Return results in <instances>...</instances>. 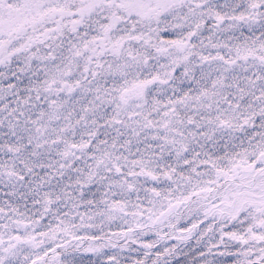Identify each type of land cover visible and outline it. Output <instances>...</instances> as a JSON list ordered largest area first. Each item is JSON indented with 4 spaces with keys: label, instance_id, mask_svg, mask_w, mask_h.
<instances>
[{
    "label": "snow or ice",
    "instance_id": "1",
    "mask_svg": "<svg viewBox=\"0 0 264 264\" xmlns=\"http://www.w3.org/2000/svg\"><path fill=\"white\" fill-rule=\"evenodd\" d=\"M0 264H264V0H0Z\"/></svg>",
    "mask_w": 264,
    "mask_h": 264
},
{
    "label": "rangeland",
    "instance_id": "2",
    "mask_svg": "<svg viewBox=\"0 0 264 264\" xmlns=\"http://www.w3.org/2000/svg\"><path fill=\"white\" fill-rule=\"evenodd\" d=\"M181 223H182V224H184L185 222H184V221H182ZM169 243H171V242H169Z\"/></svg>",
    "mask_w": 264,
    "mask_h": 264
}]
</instances>
